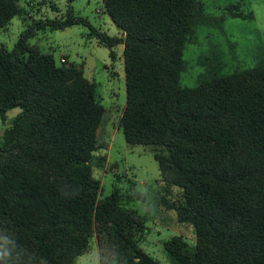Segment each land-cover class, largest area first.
Instances as JSON below:
<instances>
[{
    "label": "trees",
    "instance_id": "obj_1",
    "mask_svg": "<svg viewBox=\"0 0 264 264\" xmlns=\"http://www.w3.org/2000/svg\"><path fill=\"white\" fill-rule=\"evenodd\" d=\"M123 32L111 35L70 6L26 22L0 46V117L20 107L0 140V264H74L95 238L99 264H159L138 244V213L116 193L99 197L91 164L103 106L73 62L56 64L31 43L37 30L80 24L109 48L123 44L125 141L150 147L161 180L180 198L165 203L195 233L173 237L176 264H264V61L220 74L208 66L183 85V51L200 24L222 18L200 0H102ZM27 20L18 0H0V28ZM236 14H233V16Z\"/></svg>",
    "mask_w": 264,
    "mask_h": 264
},
{
    "label": "rangeland",
    "instance_id": "obj_2",
    "mask_svg": "<svg viewBox=\"0 0 264 264\" xmlns=\"http://www.w3.org/2000/svg\"><path fill=\"white\" fill-rule=\"evenodd\" d=\"M200 2L205 13L222 20L196 26L195 39L188 42L183 51L186 63L180 75L183 85L196 84L210 70L208 66L225 74L264 61V0ZM18 3L27 12V20L16 15L0 28V46L8 50L27 21L63 16L70 6L108 34L123 35L105 12L102 0H18ZM87 32L80 24L62 29H40L30 42L50 53L58 65L73 62L83 67L84 76L93 83L96 99L104 110L97 130L98 147L91 164L92 175L100 185L99 197L116 193L123 207L139 215L141 226L137 239L141 248L159 264H176L167 251L170 240L177 236L188 248L195 243L192 226L179 222L175 209L163 199L177 201L180 189L172 186L170 193L165 190L158 162L149 146L130 145L125 141L120 124L127 101L123 44L113 47L115 58L111 59L109 48ZM19 110L18 106L12 107L0 117V140ZM139 192L144 193L143 200L138 198ZM74 264H99L95 238Z\"/></svg>",
    "mask_w": 264,
    "mask_h": 264
},
{
    "label": "water",
    "instance_id": "obj_3",
    "mask_svg": "<svg viewBox=\"0 0 264 264\" xmlns=\"http://www.w3.org/2000/svg\"><path fill=\"white\" fill-rule=\"evenodd\" d=\"M116 27L119 28L118 25H116ZM137 196H138V198H139L140 200H143V199H144V193L139 192V193L137 194Z\"/></svg>",
    "mask_w": 264,
    "mask_h": 264
}]
</instances>
